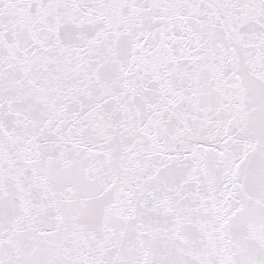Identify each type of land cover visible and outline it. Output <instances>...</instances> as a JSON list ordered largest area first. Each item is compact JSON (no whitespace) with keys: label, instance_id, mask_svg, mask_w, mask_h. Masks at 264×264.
Segmentation results:
<instances>
[{"label":"snow or ice","instance_id":"obj_1","mask_svg":"<svg viewBox=\"0 0 264 264\" xmlns=\"http://www.w3.org/2000/svg\"><path fill=\"white\" fill-rule=\"evenodd\" d=\"M0 264H264V0H0Z\"/></svg>","mask_w":264,"mask_h":264}]
</instances>
